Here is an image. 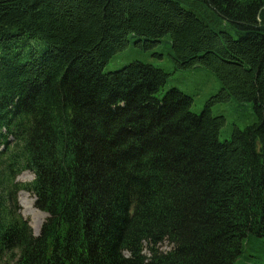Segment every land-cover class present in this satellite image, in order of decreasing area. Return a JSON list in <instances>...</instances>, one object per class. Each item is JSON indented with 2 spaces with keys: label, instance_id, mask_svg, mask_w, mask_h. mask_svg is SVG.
<instances>
[{
  "label": "trees",
  "instance_id": "16d2710c",
  "mask_svg": "<svg viewBox=\"0 0 264 264\" xmlns=\"http://www.w3.org/2000/svg\"><path fill=\"white\" fill-rule=\"evenodd\" d=\"M131 37L257 121L222 141L165 70L105 72ZM0 264H264V0H0Z\"/></svg>",
  "mask_w": 264,
  "mask_h": 264
},
{
  "label": "rangeland",
  "instance_id": "374dc122",
  "mask_svg": "<svg viewBox=\"0 0 264 264\" xmlns=\"http://www.w3.org/2000/svg\"><path fill=\"white\" fill-rule=\"evenodd\" d=\"M145 41L138 37H131L129 46L124 51L117 53L105 66L104 71L113 72L135 61L165 70L169 76L161 96L172 88L179 89L193 97L192 112L195 114H201L208 102L213 101L211 109L214 116L225 117V125L220 135L222 141L230 139L236 129L244 130L257 121L253 103H242L235 98L218 99L217 96L221 93L222 86L209 69L203 67L188 70L179 69L170 56L169 39L161 44H150ZM33 176L34 174L29 171L23 172L17 177L16 182H32ZM17 200L22 215L30 223L34 234L38 235L47 221L48 215L35 207V197L28 192H19ZM160 248L163 252L170 250L168 243H164ZM145 253L149 255L148 251Z\"/></svg>",
  "mask_w": 264,
  "mask_h": 264
},
{
  "label": "bare ground",
  "instance_id": "6f19581e",
  "mask_svg": "<svg viewBox=\"0 0 264 264\" xmlns=\"http://www.w3.org/2000/svg\"><path fill=\"white\" fill-rule=\"evenodd\" d=\"M34 177V176H33ZM30 183V182H29Z\"/></svg>",
  "mask_w": 264,
  "mask_h": 264
}]
</instances>
